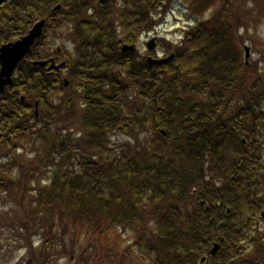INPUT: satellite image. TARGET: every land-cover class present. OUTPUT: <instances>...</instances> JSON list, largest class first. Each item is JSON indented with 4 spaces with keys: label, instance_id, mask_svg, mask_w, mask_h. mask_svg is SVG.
Wrapping results in <instances>:
<instances>
[{
    "label": "trees",
    "instance_id": "obj_1",
    "mask_svg": "<svg viewBox=\"0 0 264 264\" xmlns=\"http://www.w3.org/2000/svg\"><path fill=\"white\" fill-rule=\"evenodd\" d=\"M22 1L26 17H0L8 31L0 43L40 18L48 19L47 29L54 17L68 18L77 58L67 66L81 90L55 103L68 88L57 91L62 82L33 66L50 54L37 51L42 37L18 66L12 87L19 91L0 93V178H23L7 188L1 180L0 194L15 195L26 238L30 224L38 217L42 223L32 264L56 255L72 264H135L132 254L142 264H264V72L240 50L246 23L237 8L218 0L225 5L184 32L170 61L151 66L123 53L122 44L157 27L176 0ZM206 1L195 0L201 9ZM56 4L61 10L54 12ZM80 97L78 120L87 131L72 141L73 100ZM33 101L40 103V127L29 124ZM115 131L131 141L111 142ZM13 132L32 145L27 154H37L29 167L16 165L19 173L6 163L18 156ZM38 177L50 182L38 185L37 208L27 209L29 183ZM121 226L133 242L107 263L102 237ZM72 229L73 242H65ZM83 234L91 249L79 243ZM214 243L219 249L211 255Z\"/></svg>",
    "mask_w": 264,
    "mask_h": 264
},
{
    "label": "rangeland",
    "instance_id": "obj_2",
    "mask_svg": "<svg viewBox=\"0 0 264 264\" xmlns=\"http://www.w3.org/2000/svg\"><path fill=\"white\" fill-rule=\"evenodd\" d=\"M206 9H201L197 6L195 0H176L170 9V12L160 24L154 29L145 32L143 35L138 37L134 41H129L127 44L135 45L136 50L135 53L141 59V61H146V58H163L170 55L171 50L174 49L176 45L180 43L184 32L189 29L191 26H194L196 23L200 21H204L209 19L214 15L218 8L223 7V2H219L218 0H207ZM205 1L203 2V4ZM225 7H231V5L235 6L238 10V15L244 17V21L246 26H243L240 30V33L244 36V43L240 44V50L243 53L245 60L249 64L259 63V66L263 68L264 72V0H226ZM89 14L92 12L89 11ZM66 22V23H65ZM65 23V32L72 33L73 26L70 24L69 19L67 20H59L57 22V18L54 17L52 24L53 26L47 31L46 37L44 41H41L43 45H39L37 51L39 53H44L46 50H51L50 56L45 57H55L59 60H64L61 57L65 55V58L73 59L76 57V47L71 38L64 35V38L61 37L63 33V24ZM120 31V30H119ZM120 38H124L125 35L119 33ZM119 38V39H120ZM155 38L157 41V47L153 51H149L146 47V43ZM124 44V43H123ZM122 44V45H123ZM245 46L249 47V52L246 54ZM60 49V55H57V50ZM247 55V58H246ZM72 56V57H71ZM60 76L63 79H67L70 82H74V84H70L68 87V91H64L61 93L55 103H58V99L67 95V93L76 94L77 89L75 84L80 83L78 78H70L68 74V70L60 71ZM82 96L81 94H78ZM73 96H71L72 101ZM83 97L79 98V101L73 100V110L71 112V121L74 123L71 126V134L72 141H77V139H81L86 129L82 128V125L79 123V110L82 109ZM84 106V105H83ZM264 121V120H263ZM67 123L59 122L58 125L66 126ZM37 127L42 126V122L34 123ZM13 137H19V134H14ZM111 142L115 144H122V142L131 141V139L126 138L122 132H112V137L110 138ZM23 143H18V145L22 146ZM17 145L11 144V146ZM32 147L30 144H25V149ZM37 154H26L25 151H18V156H11L12 158L7 159L6 163L14 166V173L21 172V167H17L16 165H25L29 167L30 163L34 161V158ZM43 172V170L41 171ZM39 175V174H38ZM16 175H5L2 180V186L8 187L12 184V179L22 180L15 178ZM22 175H20L21 177ZM37 177V173H36ZM40 183H36V181H31L29 183V192L27 200L25 201V206L27 209H36V188L41 186L43 188L45 185H48L49 179H42V177H38ZM0 185V186H1ZM43 186V187H42ZM16 192V191H15ZM16 194H18L16 192ZM15 195L10 191L6 193L0 194V264H32L30 260V250L37 251L40 247L41 236L44 234L42 230V223L39 220V217L35 220L34 224H30L27 230V238L23 231H20L19 225L20 219L23 221V210L18 207L17 201L14 200ZM118 229V228H117ZM120 230V231H119ZM119 230L109 231L106 233L105 238L102 237V243L105 248V252L107 257L105 261L107 263H111L116 261V254H121L129 245L133 242V237L131 233H124L123 227L121 226ZM59 234L60 231L54 232ZM60 238H56L55 240H59ZM65 242L74 240L73 229L68 230L64 237ZM88 234H83L80 237L79 243L82 245H86L90 248L91 240ZM91 249V248H90ZM112 249L115 251L113 256H109V250ZM133 261L135 264H142L137 254H132ZM105 262V263H106ZM46 264H72L70 262L69 257L66 256H54Z\"/></svg>",
    "mask_w": 264,
    "mask_h": 264
},
{
    "label": "water",
    "instance_id": "obj_3",
    "mask_svg": "<svg viewBox=\"0 0 264 264\" xmlns=\"http://www.w3.org/2000/svg\"><path fill=\"white\" fill-rule=\"evenodd\" d=\"M2 0H0L1 4ZM45 26V20H41L36 23L33 28L29 31V33L14 43H9L0 49V62H1V70H0V91H3L7 85L13 83V74L17 68V65L21 60L29 53L32 45L36 42V40L42 35L43 28ZM156 41L155 39H151L148 42L149 49H155ZM128 49L134 50V46L125 45L122 50L126 52ZM248 52L249 49L246 48ZM171 57L163 58V59H154L149 58L148 62L151 65H162L170 60ZM40 64L45 65L44 62ZM1 122V120H0ZM219 249V244L215 243L211 254L216 255ZM205 259H202L204 261Z\"/></svg>",
    "mask_w": 264,
    "mask_h": 264
},
{
    "label": "flooded vegetation",
    "instance_id": "obj_4",
    "mask_svg": "<svg viewBox=\"0 0 264 264\" xmlns=\"http://www.w3.org/2000/svg\"><path fill=\"white\" fill-rule=\"evenodd\" d=\"M26 12L27 10H26L25 3L22 0H2L0 4V17H26ZM7 33H8L7 30L2 29L0 27V35H5ZM10 41L11 40L0 43V48L3 44H6ZM58 51H60V49H58ZM53 59L57 60L55 57H53ZM46 69H47L46 73H48V75H53V74L56 75L58 73L57 70H54L53 72H51L48 70V67ZM18 89L19 88L17 87H10L8 90L16 91Z\"/></svg>",
    "mask_w": 264,
    "mask_h": 264
}]
</instances>
